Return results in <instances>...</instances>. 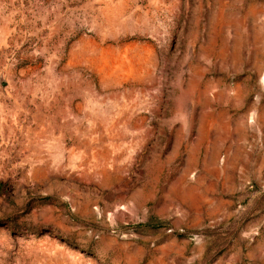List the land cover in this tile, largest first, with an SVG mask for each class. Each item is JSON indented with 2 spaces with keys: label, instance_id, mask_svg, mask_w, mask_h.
Returning a JSON list of instances; mask_svg holds the SVG:
<instances>
[{
  "label": "rangeland",
  "instance_id": "obj_1",
  "mask_svg": "<svg viewBox=\"0 0 264 264\" xmlns=\"http://www.w3.org/2000/svg\"><path fill=\"white\" fill-rule=\"evenodd\" d=\"M0 264H264V0H0Z\"/></svg>",
  "mask_w": 264,
  "mask_h": 264
}]
</instances>
